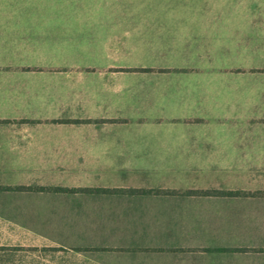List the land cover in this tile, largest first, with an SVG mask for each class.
I'll list each match as a JSON object with an SVG mask.
<instances>
[{
	"label": "crops",
	"instance_id": "obj_1",
	"mask_svg": "<svg viewBox=\"0 0 264 264\" xmlns=\"http://www.w3.org/2000/svg\"><path fill=\"white\" fill-rule=\"evenodd\" d=\"M22 1L45 14H157L156 32L92 21L0 45L4 226L20 211L32 233L84 224L82 241L157 248V264H264V124L253 123L264 89L205 58L252 50L247 22L221 14H264V0ZM170 27L180 35L160 31Z\"/></svg>",
	"mask_w": 264,
	"mask_h": 264
},
{
	"label": "rangeland",
	"instance_id": "obj_2",
	"mask_svg": "<svg viewBox=\"0 0 264 264\" xmlns=\"http://www.w3.org/2000/svg\"><path fill=\"white\" fill-rule=\"evenodd\" d=\"M43 5L41 4V6ZM37 6V3L22 0H0V45H3V49L6 48L4 46L7 43H12L14 46H21L24 43L26 45L30 44L32 43L30 42L32 37L36 38L44 35L43 37L46 39H51L55 33L59 32L61 27H65L66 30L72 26L74 28H84L87 25L91 26L90 23L92 21L95 23L96 21L104 22V26H107L108 22L109 26L107 28L109 29L117 27L115 23H119V27L126 34L138 32L141 35V33L156 32L153 26V22L156 20L153 17H156L157 14H45V12L43 14L40 13ZM166 15H168V19H164V22L172 20L171 18H173L172 22L181 20L179 14ZM92 16L94 18H90ZM115 16L118 18H114ZM137 16H145V18H136ZM233 16L234 18L231 17V14H221V19L223 23L230 21L232 24L238 23L239 26L247 22L248 32L253 37V44H251L253 49H237V51L233 52L225 50L214 51L211 52L212 56H205V58L221 60L222 64L226 63V60L228 64L231 61L234 66L230 70L236 72L239 84L244 85L246 78H249L254 91H262L264 89V48L262 49V46L264 47V14H248L247 16L233 14ZM97 17H103V19ZM164 17L166 16L164 15ZM138 23L152 26L146 29L136 26ZM160 31L163 34L180 35V29L178 28H163ZM221 32L229 33L230 28L226 29L223 26ZM262 40L263 43L261 42ZM4 53L5 51L0 48V56ZM52 53L53 51H46V54H51L49 57H53ZM133 53L136 52H125L126 55ZM142 53L144 56H152L153 54V52ZM174 53V58L181 57V52ZM219 62L216 61V64ZM236 62L237 66H235ZM223 69H225L223 70L224 73L228 71V68L223 67ZM256 100H254L253 123L264 124V117L260 118V115L264 114V105L257 106ZM239 113H242L240 109ZM52 197L53 195H46V199L51 200ZM17 198H20V196ZM4 213L11 214L10 212ZM21 213L20 211L12 212L14 216L12 228L5 227L4 222L0 220V239L3 241L0 242V264H157V261H155L158 254L157 248L134 249L115 243L84 242L82 241L86 238L83 235L85 231L84 224L74 229V236H70V227L64 225L66 223L62 221L59 229H57V231L61 230L60 235H56V233H50L49 236L39 235L21 226ZM95 213L102 212L98 211ZM46 225H50V229L53 227V223L48 221ZM96 231L99 236L101 228L94 227L93 232ZM173 259L174 256L169 254L168 258L162 259L161 262L162 264L178 263V261Z\"/></svg>",
	"mask_w": 264,
	"mask_h": 264
}]
</instances>
